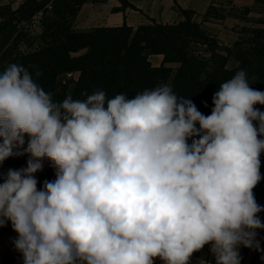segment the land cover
<instances>
[{
  "label": "clouds",
  "instance_id": "obj_1",
  "mask_svg": "<svg viewBox=\"0 0 264 264\" xmlns=\"http://www.w3.org/2000/svg\"><path fill=\"white\" fill-rule=\"evenodd\" d=\"M212 103L204 115L168 84L56 103L22 65L0 72V165L29 156L0 174V227L23 264H190L205 245L215 264H241V247L261 251L264 91L241 70ZM45 160L55 180L38 188Z\"/></svg>",
  "mask_w": 264,
  "mask_h": 264
},
{
  "label": "trees",
  "instance_id": "obj_2",
  "mask_svg": "<svg viewBox=\"0 0 264 264\" xmlns=\"http://www.w3.org/2000/svg\"><path fill=\"white\" fill-rule=\"evenodd\" d=\"M88 1L99 0H25L17 8L1 4L0 72L10 64L22 65L56 103L68 96L84 100L100 90L108 98L121 93L132 97L168 84L204 115L211 114L213 94L238 71L246 73L252 88L264 91V11L251 17L250 6L241 8L235 15L245 24L240 25L236 40L223 43L203 21L210 16L225 18L233 14L231 9L222 14L211 5L198 20L197 11L181 7L182 18L173 22L152 18L137 27L124 23L78 29L76 19ZM256 2L264 4V0ZM152 55H163L162 62L154 64ZM255 107L264 112V105ZM28 159L26 154L8 158L0 165V174L25 168ZM35 176L38 188L45 180L54 181L50 161L45 160L43 170ZM253 191L264 208V179ZM258 215L264 222V211ZM10 228V222L0 227ZM261 249L251 264H260L257 256L264 254V246ZM1 264H23L14 244Z\"/></svg>",
  "mask_w": 264,
  "mask_h": 264
},
{
  "label": "rangeland",
  "instance_id": "obj_3",
  "mask_svg": "<svg viewBox=\"0 0 264 264\" xmlns=\"http://www.w3.org/2000/svg\"><path fill=\"white\" fill-rule=\"evenodd\" d=\"M25 0H0V5L5 3H11L14 8H17ZM120 1V0H119ZM131 5L128 6L132 10L134 18L140 17H149V14H153L157 17H160L161 21L169 20L173 21L179 17V10L176 2L165 3L164 0H127ZM216 5L214 7L220 9L219 12L222 14H229L230 9L233 11L232 15H227L222 20L218 21L216 17H208L204 21V27L211 32L215 37L220 39L223 43L227 39H231L233 33L238 32L237 26L245 24V20H241L235 14L240 13L239 7L242 8L245 5H248L252 8V12L249 16L258 17L260 11H264V4H259L256 0H213ZM236 1V2H235ZM116 0H99L93 1L92 4H89L85 7L83 14L81 15L78 24L83 25V22L86 21L87 25L94 27L97 24L106 23L107 16L110 11H114L113 4ZM91 3V2H90ZM121 3V2H120ZM235 3V4H234ZM234 4V5H233ZM178 13V15H177ZM181 14V12H180ZM148 18V20H149ZM240 22V24H238ZM236 35V34H235ZM153 62L157 63L158 58H153ZM189 142V141H188ZM191 144V142H189ZM261 160V176L264 179V153L260 156ZM261 179V180H262ZM17 234L12 230V227L9 231L0 229V264L8 252V250L13 245V241L16 239ZM257 239L260 242V247L264 246V231L257 230ZM256 252L254 249L249 248H240V254L242 257L241 264H251L252 261L256 258ZM201 260H205L208 264H214L215 258L210 251V246L205 245V247L196 253L193 254L190 260V264H199ZM257 260L260 264H264V254H259ZM156 264H161L159 260L156 261Z\"/></svg>",
  "mask_w": 264,
  "mask_h": 264
},
{
  "label": "crops",
  "instance_id": "obj_4",
  "mask_svg": "<svg viewBox=\"0 0 264 264\" xmlns=\"http://www.w3.org/2000/svg\"><path fill=\"white\" fill-rule=\"evenodd\" d=\"M92 2L93 1H88L87 3H85L83 8H82V10H81V12H80V14L78 15V18L76 19V27L78 29H90V28H92V27L87 25L86 21L83 22V25L78 24L79 19H80L81 15L83 14L85 7L88 6L89 4H92ZM164 2L165 3L168 2L169 4L172 3V2H176L177 3L178 10H179V17H177L173 21H176V20H179V19L182 18L181 14H180V12H181L180 8L181 7L182 8H187V9H194L198 13V15H197L198 20H202V15L208 10V8L211 5H216V3H214L213 0H164ZM128 6H130V5H124L121 0L120 1L116 0V2L113 4L114 11H110L109 12V15L107 16L106 23L97 24L95 26L122 25L124 23H127L129 25L137 27L139 25H142L144 23L149 22L150 19H152V18L156 19V16L153 15V14H149V16H150V18L148 17L149 20H148L147 17L134 18L133 14L131 13L133 9H130V7H128ZM241 8H242V6L239 7V9H241ZM177 15H178V13H177ZM157 18L158 19H156V20L159 21V22L169 21V20L161 21L160 17H157ZM216 20L220 21L222 19L219 18V19H216ZM173 21H169V22H173ZM238 24H240V22ZM203 26H204V21H203ZM237 28H238V32H236V33L234 32L233 33L234 35H232L231 39H227L225 43H231V42H233L234 40L237 39V37L239 35V28L240 27L237 26ZM155 57L158 58V62L157 63L153 62V63L154 64H160L162 62V60H163V55H152V57H151L152 61H153V58H155Z\"/></svg>",
  "mask_w": 264,
  "mask_h": 264
},
{
  "label": "built area",
  "instance_id": "obj_5",
  "mask_svg": "<svg viewBox=\"0 0 264 264\" xmlns=\"http://www.w3.org/2000/svg\"><path fill=\"white\" fill-rule=\"evenodd\" d=\"M76 73H69L68 76H74Z\"/></svg>",
  "mask_w": 264,
  "mask_h": 264
}]
</instances>
